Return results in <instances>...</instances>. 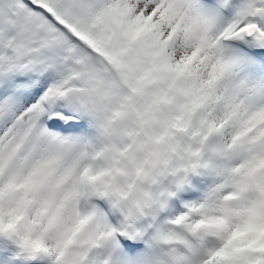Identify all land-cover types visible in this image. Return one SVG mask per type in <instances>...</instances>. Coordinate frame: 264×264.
<instances>
[{
  "label": "snow or ice",
  "instance_id": "6c2138e0",
  "mask_svg": "<svg viewBox=\"0 0 264 264\" xmlns=\"http://www.w3.org/2000/svg\"><path fill=\"white\" fill-rule=\"evenodd\" d=\"M0 264H264V0H0Z\"/></svg>",
  "mask_w": 264,
  "mask_h": 264
},
{
  "label": "rangeland",
  "instance_id": "374dc122",
  "mask_svg": "<svg viewBox=\"0 0 264 264\" xmlns=\"http://www.w3.org/2000/svg\"><path fill=\"white\" fill-rule=\"evenodd\" d=\"M117 120H118V118H117Z\"/></svg>",
  "mask_w": 264,
  "mask_h": 264
}]
</instances>
